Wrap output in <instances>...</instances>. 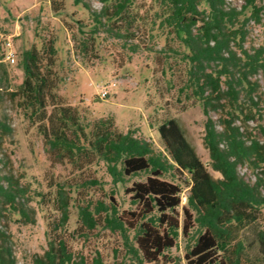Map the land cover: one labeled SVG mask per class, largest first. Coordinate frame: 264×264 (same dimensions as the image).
I'll return each instance as SVG.
<instances>
[{
    "label": "trees",
    "instance_id": "16d2710c",
    "mask_svg": "<svg viewBox=\"0 0 264 264\" xmlns=\"http://www.w3.org/2000/svg\"><path fill=\"white\" fill-rule=\"evenodd\" d=\"M67 1L40 5L59 24L36 17L34 42L15 52L19 84L0 63V103L50 170L13 172V129L0 117V224L43 225L42 252L24 264H264V0ZM64 51L125 74L145 57L143 109L160 148L60 93ZM188 113L205 158L180 125ZM11 242L0 226V264H17ZM180 242L183 261L171 252Z\"/></svg>",
    "mask_w": 264,
    "mask_h": 264
},
{
    "label": "rangeland",
    "instance_id": "374dc122",
    "mask_svg": "<svg viewBox=\"0 0 264 264\" xmlns=\"http://www.w3.org/2000/svg\"><path fill=\"white\" fill-rule=\"evenodd\" d=\"M88 1L92 8H100V3L97 1ZM46 2L47 0H0V35L10 37L12 49L16 53L34 42L33 29L38 15H41L40 18L43 22L49 21L54 26L59 24L58 20L51 16L47 7L43 8V11L40 10V5ZM227 2L238 6L241 0H227ZM67 3L69 5L70 1L68 0ZM66 39L68 40V36ZM249 40L254 43L258 41L257 29L254 27L249 30ZM62 59L64 70V83L60 90L62 95L75 105L80 99L83 100L80 107L85 110L86 114L89 113L98 118L112 116L119 130L126 132L135 129V131L137 130L136 134H140L144 138H151L154 145L160 148L155 133L147 125L146 112L143 109L145 86H142L139 75L147 61L144 56H135L132 59L129 73L126 74L119 70L115 71L107 64L96 67L97 63H95L93 69L84 68L79 57L71 51L68 54L64 51ZM147 63L150 65L149 62ZM8 73L10 87L20 83L21 73L15 66H9ZM110 83H115V86L108 87ZM97 85L108 88L106 98L99 97ZM12 112L10 103L3 99L0 103V117L9 118L8 121L13 129L12 139L16 143L14 156H12L13 172L24 170L29 174L33 173L36 177H40L43 172L49 175L50 170H47L48 164L40 150L39 141L35 137L30 140V137L24 134V125ZM178 117L187 141L199 156L205 158L206 150L202 143L203 134L197 124L199 122L198 114L188 113L178 115ZM32 142L34 148L31 146L33 150H30L29 143ZM54 171V174L58 173L61 176H65L67 173L63 167H56ZM238 172L247 181H253L252 174L245 167H238ZM142 179L141 176L133 177L128 180L127 185ZM106 181L109 182V179L107 178ZM108 187L109 185H106L105 190ZM185 195L186 192L182 194V203L185 201ZM0 226L7 233L13 235L11 247L17 264L27 263L31 256L42 252L44 247L43 225L39 217H37L36 223L31 226H14L5 222H1ZM171 252L182 260L184 256L182 243L180 242L178 247L173 248Z\"/></svg>",
    "mask_w": 264,
    "mask_h": 264
},
{
    "label": "built area",
    "instance_id": "2783aa9c",
    "mask_svg": "<svg viewBox=\"0 0 264 264\" xmlns=\"http://www.w3.org/2000/svg\"><path fill=\"white\" fill-rule=\"evenodd\" d=\"M3 42V43H2ZM0 43V63H7L13 66L16 62L15 51L12 49L11 39L10 37H6ZM115 83H110L108 87H114ZM99 90V97L106 98L108 95V88L101 87V85H97Z\"/></svg>",
    "mask_w": 264,
    "mask_h": 264
}]
</instances>
